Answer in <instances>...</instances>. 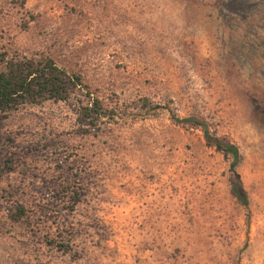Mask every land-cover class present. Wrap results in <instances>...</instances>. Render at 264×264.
<instances>
[{
	"label": "rangeland",
	"instance_id": "374dc122",
	"mask_svg": "<svg viewBox=\"0 0 264 264\" xmlns=\"http://www.w3.org/2000/svg\"><path fill=\"white\" fill-rule=\"evenodd\" d=\"M4 49L78 73L107 117L0 119V264H264V0H0ZM188 116L237 147L247 211Z\"/></svg>",
	"mask_w": 264,
	"mask_h": 264
},
{
	"label": "trees",
	"instance_id": "16d2710c",
	"mask_svg": "<svg viewBox=\"0 0 264 264\" xmlns=\"http://www.w3.org/2000/svg\"><path fill=\"white\" fill-rule=\"evenodd\" d=\"M71 97L76 98L81 121L90 123L107 117L105 109L97 97L90 96L78 73L65 71L42 54L25 55L16 50H0V119L24 106H37L47 101L64 102ZM180 121L199 129L205 146L227 161L229 194L237 205L247 211V196L235 170L240 162L237 147L216 136L201 119L188 116ZM17 211L18 214H12L13 220L23 213L22 209Z\"/></svg>",
	"mask_w": 264,
	"mask_h": 264
}]
</instances>
